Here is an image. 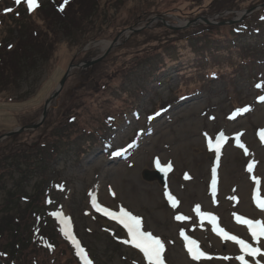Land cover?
Masks as SVG:
<instances>
[{"label":"rangeland","instance_id":"374dc122","mask_svg":"<svg viewBox=\"0 0 264 264\" xmlns=\"http://www.w3.org/2000/svg\"><path fill=\"white\" fill-rule=\"evenodd\" d=\"M263 8L264 0H84L51 27H40L38 37L25 35L27 42H18L16 22L7 19L3 26L0 20V40L25 47L10 56V80L20 79L18 84H0V137L38 124L69 66H80L71 71L38 129L0 142V255L16 244L13 219L21 218L25 230L30 225L26 236L33 231L37 249L35 255L16 251L8 264H83L61 232L57 212L70 218L73 235L92 264H148L139 249L122 243L128 239L126 229L96 211L93 197L112 211L124 207L140 216L144 230L165 243V264H240L235 259L239 246L223 241L206 220L201 226L192 211L196 205L216 215L229 233L264 251V243L252 241L246 226L233 217L264 220L252 198L255 176L264 199V102L258 99L264 87L255 86L264 84V31L234 37L235 46L228 42L233 25L228 23L252 9L246 22L264 28ZM187 23L180 30L170 28ZM119 36L106 58L89 64L105 53V42ZM244 107L250 110L231 118ZM125 111L118 126L111 127V118ZM69 121L74 124L64 129ZM221 132L228 139L217 161L207 138L215 143ZM238 133L247 155L236 146ZM45 144L52 145L50 153L39 149ZM156 159L171 162L173 170L163 174ZM166 189L180 201L178 208L164 196ZM178 213L191 219L178 222ZM48 228L62 241L63 251L48 247L43 235L45 230L52 235ZM181 229L211 259L193 260ZM245 258L264 264L262 256Z\"/></svg>","mask_w":264,"mask_h":264},{"label":"snow or ice","instance_id":"6c2138e0","mask_svg":"<svg viewBox=\"0 0 264 264\" xmlns=\"http://www.w3.org/2000/svg\"><path fill=\"white\" fill-rule=\"evenodd\" d=\"M22 0H15V4L19 6ZM27 4V10L32 12L36 7H38L37 0H24ZM67 3V0H65ZM63 11V5L59 9ZM12 11L11 8L5 9V13ZM257 88L264 87V84L255 85ZM261 102H264V96L258 98ZM249 107H244L241 109H236L231 118H235L236 115H239L243 112L249 111ZM159 115V113H156ZM149 120L153 119V117H148ZM240 135L237 134L235 136L236 146L243 149L245 155L248 154V149L241 142ZM207 138V134H205ZM261 140L264 141V130L260 133ZM227 137L223 132L219 133L218 136L215 137V143H213L212 138H207V146L210 150H214L216 153V159L219 161L221 148L225 142H227ZM132 145H129L131 147ZM114 155H121V152H115ZM155 167L167 175L169 172L173 170V165L171 162H162L159 159L155 160ZM254 161L250 163L247 167V171L249 173L253 172ZM185 179H190L187 174H185ZM252 180L257 187L253 191V201L256 206L264 211V199L260 197V180L255 176L252 177ZM216 186H217V176H216V168L212 169V195L215 197L216 194ZM62 187V186H61ZM164 196L167 198L172 208H178L180 201L172 195L167 189L164 192ZM232 200H237V197H231ZM215 203V199H213ZM92 205L96 209V211L102 213L103 215L109 217L110 219L116 221L118 224L122 225L124 229L127 231L128 239L122 241L125 244H131L136 249H139L140 252L143 253V257L148 261V264H165L163 259V253L165 251V243L158 237L153 235L150 231H145L143 228V221L140 216L132 214L129 210L124 207H120L118 211H112L107 207L102 206L95 197L92 198ZM201 222V226H203V222L206 220L212 226V231L219 236L223 241H232L235 245L239 246L240 255L235 257V259L240 261V264H249V261L246 260L247 257L255 258L257 256L264 257V251L260 246H253V244L249 243L245 239H241L237 235L229 233L223 227L219 225V218L211 212H205L201 210L200 205H196L192 210ZM53 215L57 216L62 224L61 232L63 235L69 239L76 248V255L80 257L83 261V264H92V261L88 259L85 250L81 247L79 241L75 238L72 232V226L70 218L64 217L61 213H53ZM233 217L238 224H242L246 226L247 232L250 234L252 241H255L257 245L264 243V220H254L250 218H246L237 213H233ZM174 219L178 222H184L191 219V217L176 214ZM180 237L184 241V246L187 249L188 254L191 256L193 260L211 259L207 253L201 250L199 243L196 239L191 238L186 232L181 229ZM51 247V245H48ZM223 259H229V257H223ZM256 264H259V261H256Z\"/></svg>","mask_w":264,"mask_h":264},{"label":"trees","instance_id":"16d2710c","mask_svg":"<svg viewBox=\"0 0 264 264\" xmlns=\"http://www.w3.org/2000/svg\"><path fill=\"white\" fill-rule=\"evenodd\" d=\"M82 1L84 0H67V3H65V0H45L43 3H40V4L37 1L38 7H36L32 12H29L27 10V4L24 2V0H22L19 6L15 4V0H0V20L2 21L3 26L7 19H10L12 23L16 22L14 25L15 27H19L17 32L20 35L18 37L19 39L18 42H25L26 41L25 35L32 34V37H38L39 36L38 29L40 27H42L43 29H46L47 27H51L52 23H55L54 20L63 19L64 17H66ZM62 5H63V11H60L59 9ZM8 8H11L12 11L5 13V9H8ZM263 12L264 10H262L259 13H263ZM27 20H29L28 21L29 24L24 26V21H27ZM47 23L49 24L47 25ZM0 25H1V22H0ZM257 29H260L259 30L260 33L261 31H264V28L261 29V27L257 25L254 27L249 26L247 22L245 24H242L240 27L232 26L231 27V37L228 42L229 44L232 42L231 44H234L233 46H235L236 42H233L234 37H240L243 35L252 34ZM218 30L220 29H217V31ZM211 31L212 30L210 29L205 34L211 33ZM201 35H204V34L203 33L198 34L196 37H199V36L201 37ZM6 39L10 41L11 40L10 35H7ZM186 41L187 42L191 41L190 37H187ZM18 42L16 44V43H7L5 40H0V84L1 85H5L8 82L10 84L15 83L16 85L18 84V81L20 80V79H18V81L15 80V82L10 80V56L13 55L14 51H24L25 50L24 45H20ZM217 44H220V42H218ZM13 73L18 75L21 72L15 71ZM113 100H116L117 102L120 101L119 98H116V99L114 98ZM101 105H102V108L104 109L105 104L102 103ZM111 105L113 108L114 103L112 102ZM113 111H114L113 109H110L111 114L113 113ZM126 113L127 112L125 111V112H122L120 115H117L118 117H115V119L111 118V127H117L118 126L117 123L120 122L119 120L123 119V116H125ZM105 119L106 118H104V120ZM74 120H75L74 123L78 121L75 117H74ZM73 124H70V121H69L64 125L63 128L66 129ZM51 147L52 145L45 144L43 145V147H40L39 149L50 153ZM31 148H34V147L30 146L29 149ZM20 198L22 199L23 197H20ZM30 200L32 201L31 198ZM21 221H22L21 218L19 220L13 219V222L16 225V228L18 229H14V230L12 229L13 231H11V234L15 237L14 239H16L18 242L16 241V244L15 242L14 244L11 243L10 252L7 250H4V254L0 255V264H8L7 259H10L12 257L14 258L17 253L16 251L24 252V253L31 252L34 255L37 251L36 246L33 245V242H32L33 231H32V234L28 233L27 235L31 239H29L26 236V232L28 231V228L30 225H27L28 228L26 227V230H25V228L23 229L20 227ZM48 229L51 230L52 235L48 234L46 230L43 233L47 241L51 243V246H54L55 248H58L61 251H63L61 249L60 244L58 243L59 238L57 234L55 233V231L50 228ZM31 230H32V227H31ZM60 242L62 241L60 240ZM73 258L76 261V257L73 256ZM12 262L13 261H11L10 264Z\"/></svg>","mask_w":264,"mask_h":264},{"label":"water","instance_id":"95a60500","mask_svg":"<svg viewBox=\"0 0 264 264\" xmlns=\"http://www.w3.org/2000/svg\"><path fill=\"white\" fill-rule=\"evenodd\" d=\"M256 11V9H252V10H250V11H248V12H246V13H243V15H241V17L240 18H238L237 20H235V21H233V22H230V23H228V24H235V23H237V22H242L247 16H250L251 14H253L254 12ZM201 21H204V22H206L207 24H211V25H213L212 23L213 22H211V21H208V20H204V19H200ZM196 22H199V21H196ZM190 23V25L191 24H193L192 22H189ZM189 23H187V24H184L183 26H173V27H170V28H172L173 30L175 29V30H180V29H183V28H186V27H188L189 26ZM215 25V24H214ZM220 25V24H219ZM222 25H224V24H222ZM149 25H147V27H148ZM143 29V28H142ZM141 30V29H140ZM132 32H137V31H139V30H131ZM121 38V36H119L115 41H113V42H105L106 43V51H105V53L101 56V57H99V58H97V59H95V60H92L91 62H89V64L90 65H94V64H97L98 62H100V61H102L104 58H106L107 57V55L110 53V51H111V49L115 46V45H117V41H119V39ZM78 67H80V66H75L73 63L69 66V68H68V70H67V72H66V74L64 75V77H63V79L61 80V82H60V84H59V86L57 87V89L54 91V93L50 96V98H48V100L45 102V105H44V111H43V114H42V117H41V119H40V121L38 122V124H35V125H32V126H27V127H24V128H18L17 130H14V131H12V132H9V133H7V134H5V135H3V136H1L0 137V142H2V141H4V140H6V139H8V138H10V137H12V136H14L15 134H17V133H19V132H24V131H26V130H33V129H38L43 123H44V121L46 120V118H47V116H48V113H49V111H50V108H51V105H52V102L55 100V99H57L58 97H59V95L61 94V92H62V90L64 89V86H65V84H66V82H67V80H68V78L70 77V75H71V71L74 69V68H78ZM164 174V173H163Z\"/></svg>","mask_w":264,"mask_h":264},{"label":"bare ground","instance_id":"6f19581e","mask_svg":"<svg viewBox=\"0 0 264 264\" xmlns=\"http://www.w3.org/2000/svg\"><path fill=\"white\" fill-rule=\"evenodd\" d=\"M2 28H3V27H2ZM2 28H1V29H2ZM210 227H211V226H210ZM211 228H212V227H211Z\"/></svg>","mask_w":264,"mask_h":264}]
</instances>
